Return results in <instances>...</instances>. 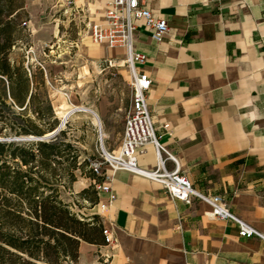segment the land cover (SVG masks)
<instances>
[{
	"label": "crops",
	"instance_id": "1",
	"mask_svg": "<svg viewBox=\"0 0 264 264\" xmlns=\"http://www.w3.org/2000/svg\"><path fill=\"white\" fill-rule=\"evenodd\" d=\"M108 1L75 0L85 29L88 21L103 20ZM144 1L169 26L161 42L141 27L134 43L146 56L139 68L152 79L147 102L166 150L162 156L172 155L195 189L222 197L230 211L264 233V0ZM87 53L96 59L125 56L122 49L94 43ZM87 108L104 142L117 150L131 92L126 98L102 97L96 111ZM138 164L156 167L153 145L138 156ZM166 166L173 163L167 160ZM106 174L116 199L102 224L116 242L81 241L74 264H105V255L110 264H264V240L241 237L233 221L212 220L207 203L173 199L142 175ZM80 179L93 185L100 177ZM97 198L104 202L107 195Z\"/></svg>",
	"mask_w": 264,
	"mask_h": 264
},
{
	"label": "trees",
	"instance_id": "2",
	"mask_svg": "<svg viewBox=\"0 0 264 264\" xmlns=\"http://www.w3.org/2000/svg\"><path fill=\"white\" fill-rule=\"evenodd\" d=\"M22 3L0 0V137L58 131L49 139L0 140V264H74L81 241L105 244L103 224L97 214L74 212L61 197L89 163L59 128L45 71L11 57L23 38L17 23Z\"/></svg>",
	"mask_w": 264,
	"mask_h": 264
},
{
	"label": "rangeland",
	"instance_id": "3",
	"mask_svg": "<svg viewBox=\"0 0 264 264\" xmlns=\"http://www.w3.org/2000/svg\"><path fill=\"white\" fill-rule=\"evenodd\" d=\"M22 1L17 23L23 38L12 49L11 57L24 59L25 65L45 67L49 97L59 121L67 108L83 104L96 111L102 97L120 99L130 95L129 68L124 62L123 66L117 64L125 56L115 58L106 54L98 59L89 56L87 48L92 42L81 13L73 12L65 0ZM24 22L27 25H23ZM118 68L121 73L117 72ZM65 92L72 96V102L66 100ZM98 127L99 122L93 113L80 111L73 114L60 129L66 131L67 138L79 149L80 160L86 159L89 163V159L99 158L101 152ZM0 138L8 140L14 137ZM104 146L110 148L107 141ZM83 172L85 174L77 171L80 183L62 189L61 197L74 212L91 216L97 210L89 200L93 196V185H87L80 179L90 177L89 165L84 167ZM83 185H87L84 189L88 192L81 195Z\"/></svg>",
	"mask_w": 264,
	"mask_h": 264
},
{
	"label": "built area",
	"instance_id": "4",
	"mask_svg": "<svg viewBox=\"0 0 264 264\" xmlns=\"http://www.w3.org/2000/svg\"><path fill=\"white\" fill-rule=\"evenodd\" d=\"M73 12L82 13L75 5V0H65ZM84 22V21H83ZM23 25H27L24 22ZM86 27L92 43L105 45L109 49H122L125 51L123 62L130 71L131 108L124 120L122 139L117 150H110L104 146V137L101 126L98 127V141L101 152L99 158L89 159V168L100 179L93 180V186L97 196L106 194V201L97 203V215L101 221L103 213L111 207L116 197L109 181L110 174L106 170L116 173L126 171L145 176L159 183L173 199L190 204L197 198L210 207L208 216L212 220H230L238 227V233L243 238L258 237L264 240V233L244 221L232 211L220 196H209L200 193L194 188L191 180L184 173L177 160L167 153V158L162 156L166 153L160 142V136L156 132L152 113L147 102V93L152 86L150 76L139 67L146 63V56L136 52L134 43L139 28L151 30V38L155 42H161L169 32L167 19L155 17L146 6L144 0H109L106 4L103 20L86 23ZM110 64H112L109 61ZM41 65V64H40ZM46 73V69L41 65ZM47 78V73H46ZM70 103V94L64 93ZM87 107L73 106L67 110L66 117H61L59 128L64 127L71 115L75 112L85 111ZM153 145L157 155V165L154 169H145L138 164V156L144 154L146 147ZM173 163V168L166 166V161ZM102 233L104 243L111 245L116 242L111 230L103 226ZM103 262L110 264V256H103Z\"/></svg>",
	"mask_w": 264,
	"mask_h": 264
},
{
	"label": "water",
	"instance_id": "5",
	"mask_svg": "<svg viewBox=\"0 0 264 264\" xmlns=\"http://www.w3.org/2000/svg\"><path fill=\"white\" fill-rule=\"evenodd\" d=\"M58 131L55 130L51 133H47L45 134L44 136L42 137H35V136H32V135H29V136H20V137H15V138H11V139H8V140H15V141H19V142H23V141H32V140H41V139H49L51 138L53 135H55V133ZM0 140H2L0 138Z\"/></svg>",
	"mask_w": 264,
	"mask_h": 264
},
{
	"label": "bare ground",
	"instance_id": "6",
	"mask_svg": "<svg viewBox=\"0 0 264 264\" xmlns=\"http://www.w3.org/2000/svg\"><path fill=\"white\" fill-rule=\"evenodd\" d=\"M85 111H87V112H91V113H92V111H91L90 109H88V108L85 109ZM66 113H67V112L65 111V112L62 114V117H66ZM99 125H100V124H99Z\"/></svg>",
	"mask_w": 264,
	"mask_h": 264
}]
</instances>
